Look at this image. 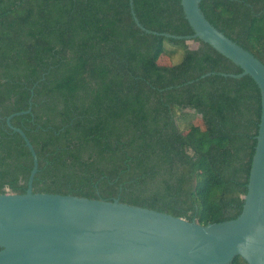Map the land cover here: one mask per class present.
Instances as JSON below:
<instances>
[{"label":"trees","instance_id":"16d2710c","mask_svg":"<svg viewBox=\"0 0 264 264\" xmlns=\"http://www.w3.org/2000/svg\"><path fill=\"white\" fill-rule=\"evenodd\" d=\"M131 7V8H130ZM206 21L264 65V0H200ZM192 32L179 0H0V194L133 205L202 226L241 210L257 86ZM177 61L162 65L177 54ZM199 122V129L194 126ZM229 264H246L234 257Z\"/></svg>","mask_w":264,"mask_h":264},{"label":"water","instance_id":"95a60500","mask_svg":"<svg viewBox=\"0 0 264 264\" xmlns=\"http://www.w3.org/2000/svg\"><path fill=\"white\" fill-rule=\"evenodd\" d=\"M179 2L191 35L146 30L131 11L133 23L147 35L207 44L241 70L222 76H248L259 91V123L240 213L202 226L117 199L33 193V147L9 124L13 116L27 111L15 113L5 124L22 139L31 169L23 194H0V264H229L234 257L264 264V65L206 21L200 0Z\"/></svg>","mask_w":264,"mask_h":264},{"label":"rangeland","instance_id":"374dc122","mask_svg":"<svg viewBox=\"0 0 264 264\" xmlns=\"http://www.w3.org/2000/svg\"><path fill=\"white\" fill-rule=\"evenodd\" d=\"M185 44H186L187 48L191 49V50H193V49H195L197 47V44L195 42H193V41H186ZM178 54L179 53H177L171 60L169 58H167V57H164L159 62L162 65H169V64L177 61ZM194 126H195L196 129H199V127H200L199 122L195 121Z\"/></svg>","mask_w":264,"mask_h":264}]
</instances>
